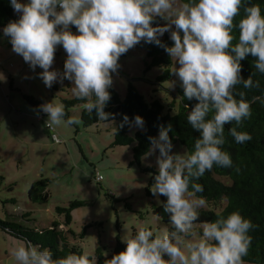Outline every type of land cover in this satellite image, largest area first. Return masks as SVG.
<instances>
[{
	"label": "clouds",
	"instance_id": "obj_1",
	"mask_svg": "<svg viewBox=\"0 0 264 264\" xmlns=\"http://www.w3.org/2000/svg\"><path fill=\"white\" fill-rule=\"evenodd\" d=\"M10 5L20 14L3 28L12 50L33 70L37 66L43 69L39 76L46 87L58 80L71 81L72 95L86 101L84 108L89 113L95 110L100 120L107 121L111 115L105 107L111 99L108 89L119 57L141 40L163 46L178 62L172 73L178 77L184 97L197 101L187 115L188 124L199 132L193 150L172 152L169 124L160 128L158 137H149L151 147L145 153L147 157L158 150V173L151 191L166 197L163 208L171 230L154 235L141 227L124 240L126 248L105 264H245L254 224L238 211L198 223L206 200L197 196L204 188L196 181L214 165L233 166L230 153L223 148L225 125L235 122L240 126L251 117L253 103L264 104V95L248 100L240 91L236 98L237 85L260 87L259 80L241 76V61L247 55L256 58L254 68L264 74V12L260 5H248L247 0H10ZM242 5L244 16L234 24ZM157 17L168 23L153 26ZM70 25L76 27V33ZM173 25V45H162L160 37ZM234 27L239 29L238 39ZM234 40L237 42L232 43ZM57 46L67 53L63 73L50 70ZM40 110L48 116L46 126L51 131L62 123H80L79 117L67 116L65 105L54 99L40 105ZM128 120L125 115L123 121ZM134 120L143 127L142 117L137 115ZM237 127L228 130L236 143L252 139L249 132ZM198 227L202 229L199 238L190 239L197 236ZM12 255L17 264H97V257L89 252L54 258L51 250L31 241L15 247Z\"/></svg>",
	"mask_w": 264,
	"mask_h": 264
},
{
	"label": "rangeland",
	"instance_id": "obj_2",
	"mask_svg": "<svg viewBox=\"0 0 264 264\" xmlns=\"http://www.w3.org/2000/svg\"><path fill=\"white\" fill-rule=\"evenodd\" d=\"M26 2V0H22ZM19 19V13H16ZM168 23L163 20V25ZM70 30L76 33L74 25ZM175 30V26L166 32ZM0 220L18 223L26 229L43 230L56 221L63 223V215L56 208H67L69 203H83L70 212L69 229L75 234L72 239L81 253L95 255L98 249L106 257L115 247L116 239L122 244L134 236L141 227L149 228L159 235L169 226L153 213L159 206V195L154 196L149 187L153 168L158 171L156 153L143 157L139 164L133 162L130 146H112L114 123H98L84 127L80 113L84 104L72 107L69 116L80 119L78 125L62 123L52 131L58 142H53L46 129L48 116H42L40 106L25 100L33 98L44 104L53 99L63 103L72 99L73 83L58 80L48 88L43 83L39 66L33 70L19 54L12 50L10 39L0 28ZM67 53L57 46L50 70L64 71ZM172 60L173 67L178 62ZM145 52L135 45L119 57V67L112 73L113 84L109 89L124 97L127 85L131 84L147 102L160 100L167 113L168 105L178 77L158 82L163 68L146 69ZM174 114V111L171 113ZM139 127L134 125L133 135ZM173 153L183 154L184 148L175 145ZM100 176L101 181L96 182ZM41 179H47L46 202H30L28 190ZM147 189L149 191L147 192ZM224 205L225 202H222ZM203 208L214 209L212 204ZM216 212L220 208H215ZM62 229V227H60ZM83 234L82 237L80 235ZM199 238L202 229H196ZM25 242L0 229V264H17L12 251Z\"/></svg>",
	"mask_w": 264,
	"mask_h": 264
},
{
	"label": "trees",
	"instance_id": "obj_3",
	"mask_svg": "<svg viewBox=\"0 0 264 264\" xmlns=\"http://www.w3.org/2000/svg\"><path fill=\"white\" fill-rule=\"evenodd\" d=\"M247 4H259L262 12H264V0H247ZM244 5L241 6L240 14L234 18V24L244 16ZM17 15L10 5V0H0V28H4L9 22L17 20ZM163 26V19L157 17L153 21V26ZM182 34V33H181ZM233 34L239 36V29H233ZM1 37V34H0ZM169 32H165L161 37L162 45L172 46ZM234 40L232 43H236ZM138 49L145 52L147 62L146 69L154 67L163 68L162 75L158 78V82L172 79L173 73L171 70V56L165 51L161 45L154 43H146L141 40L136 44ZM255 57L251 54L247 55L241 61L242 71L241 76L247 79L252 76L254 80H259L260 87L253 89H244L243 85L236 86V98L239 99L238 93L244 91L245 99L250 100L253 96L264 95V74H260L254 68ZM255 73V75H254ZM63 83L67 84L69 80L63 79ZM111 93V99L105 107V112L110 113L107 121L100 120L96 115L95 110L89 113L86 109L80 113V119L84 127L97 125L98 123H114L115 129L113 132L112 146H130L133 156V162L140 163V160L145 156L151 147L149 137H158L160 128L167 127L169 124L172 130L169 131V137L173 144L180 145L187 152H191L194 147L195 139L199 137V132L192 129L187 122V115L191 111L192 106L197 103L195 99L188 100L184 97L183 88L180 81H177L175 89L172 93L174 99L168 105L167 113H164V106L160 100L147 102L144 97L131 84L127 85L124 97H121L113 89H108ZM33 98L26 97L25 100L34 106L41 104L35 103ZM94 99V98H93ZM86 103L73 97L72 99H64L63 104L67 116L72 107ZM252 115L245 120L240 126H236L235 122L225 125L226 143L223 145L224 150L230 153L233 160L231 168L213 166L211 171H208L204 176L200 177L196 182L203 185L204 191L197 193V196H202L206 200V204H212L215 208H220L216 212L215 208H201L200 222L214 221L218 216L227 217L230 213L238 211L245 218H248L254 224V229L250 230L252 236L251 245L248 249V254L243 257L245 264H264V104L260 102L251 105ZM174 111V114H171ZM127 115L128 122L123 121V117ZM139 115L143 118V127L130 135L129 130L136 125L134 117ZM212 114L210 113L209 116ZM67 118V117H66ZM123 124V126H121ZM237 127L238 131H247L251 134L252 139L243 144H238L229 134V128ZM47 129V128H46ZM173 149V148H172ZM158 154V150H157ZM146 171L152 173L149 187L155 183L154 176L158 173L153 168ZM47 179L35 181L28 190V199L30 202H46L48 192ZM149 189H147V192ZM159 195V194H158ZM160 204L153 213L162 223L169 226L171 230L168 214L164 211L163 202L166 197L159 195ZM222 202H225L223 205ZM83 203L72 202L67 208H56L58 215H63V223L54 221L50 228L43 230L26 229L18 223H5L0 220V229L12 234L24 241H31L34 245H41L52 251L54 258L66 256L69 253H81L80 248L72 243V239L76 236L69 229L72 222L70 212ZM62 227V229H60ZM84 232L80 235L82 237ZM126 248V244H122L119 238L116 239V244L111 254L104 256L102 249H98L95 253L97 264H105L113 255L120 253Z\"/></svg>",
	"mask_w": 264,
	"mask_h": 264
},
{
	"label": "built area",
	"instance_id": "obj_4",
	"mask_svg": "<svg viewBox=\"0 0 264 264\" xmlns=\"http://www.w3.org/2000/svg\"><path fill=\"white\" fill-rule=\"evenodd\" d=\"M42 116H44V115H46V113H44L43 111H42ZM46 128H47V130L49 131V133H50V136H51V139H52V141L53 142H58V140H57V138H56V136H55V134H53V132L46 126ZM101 181V177L100 176H97L96 177V182H100Z\"/></svg>",
	"mask_w": 264,
	"mask_h": 264
}]
</instances>
